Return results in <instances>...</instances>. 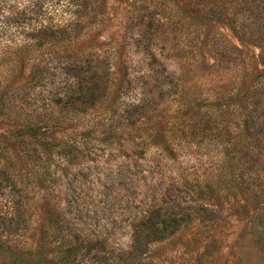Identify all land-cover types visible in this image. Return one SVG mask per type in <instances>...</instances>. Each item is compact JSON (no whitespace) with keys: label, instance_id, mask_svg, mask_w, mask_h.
<instances>
[{"label":"rangeland","instance_id":"1","mask_svg":"<svg viewBox=\"0 0 264 264\" xmlns=\"http://www.w3.org/2000/svg\"><path fill=\"white\" fill-rule=\"evenodd\" d=\"M35 3L47 36L0 0V264H264V0Z\"/></svg>","mask_w":264,"mask_h":264},{"label":"trees","instance_id":"2","mask_svg":"<svg viewBox=\"0 0 264 264\" xmlns=\"http://www.w3.org/2000/svg\"><path fill=\"white\" fill-rule=\"evenodd\" d=\"M25 1H27V6H25L26 7L25 8V17H23V18L19 17V18H20V20H22L23 26L25 25V31H28L27 32V36L32 35L33 32H36V33H38L39 35H42V36H47V35H45L46 31L52 30V32H53L54 30L58 29V27L56 25H54L52 22H48V21H45V20H43V21L39 20L38 16H40V15L38 13V10H41L40 9V5H39V8L37 10L36 9V3L34 4V0H25ZM7 20L10 23H12L9 18H7ZM20 20H18V18H14L13 19V21L15 23L16 22L18 23V21H20ZM0 22H1V20H0ZM3 22L5 23V21H3ZM17 23H16V25H17ZM5 27L9 28L10 25L5 24L4 28ZM48 36H55V34H50ZM47 62L50 63L52 61H47ZM67 63H69V62H67ZM71 74H69V76H72ZM40 131H41L40 127L38 128V127H35V126H30V127L26 128V135H29L32 138H38L39 135H40L39 134ZM42 134L43 133L41 132V135ZM75 144L76 143L74 142V145H69V146L63 147V150H61V151L67 156H72V155H74V151L78 150V147H76ZM45 145L47 147H50L48 144H45ZM154 207H156V206H154ZM154 212H156V211H152V214L150 215L151 218H152V221L150 222L148 227H149V229H151L153 231V233H154L153 237L157 238V236H158V234L160 232L164 233V232H166L168 230V225H167L168 221L167 220L160 221V220L156 219V215H154Z\"/></svg>","mask_w":264,"mask_h":264}]
</instances>
